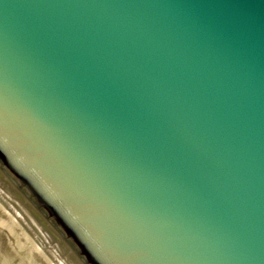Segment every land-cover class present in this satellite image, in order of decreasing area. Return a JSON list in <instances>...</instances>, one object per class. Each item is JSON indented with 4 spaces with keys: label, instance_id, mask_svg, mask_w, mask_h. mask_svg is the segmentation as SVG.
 <instances>
[{
    "label": "water",
    "instance_id": "obj_1",
    "mask_svg": "<svg viewBox=\"0 0 264 264\" xmlns=\"http://www.w3.org/2000/svg\"><path fill=\"white\" fill-rule=\"evenodd\" d=\"M0 264H264V0H0Z\"/></svg>",
    "mask_w": 264,
    "mask_h": 264
}]
</instances>
